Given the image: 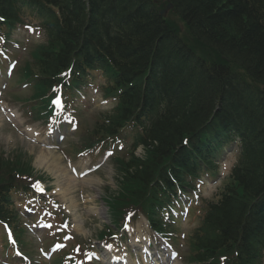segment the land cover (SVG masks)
<instances>
[{"label":"trees","instance_id":"obj_1","mask_svg":"<svg viewBox=\"0 0 264 264\" xmlns=\"http://www.w3.org/2000/svg\"><path fill=\"white\" fill-rule=\"evenodd\" d=\"M166 1L161 6L173 4L184 30L154 0H0V15L6 24L25 10L47 19L48 46L34 51L27 72L38 67L52 77L73 66L76 81L82 67L99 68L114 79L108 94L119 102L100 129L111 134L135 122L146 150L119 161L121 192L108 201L115 215L145 199L156 206L171 189L168 174L191 187L236 144L230 181L195 235L194 259L261 264L264 0ZM156 111L157 118L141 119ZM26 170L0 156V193Z\"/></svg>","mask_w":264,"mask_h":264},{"label":"rangeland","instance_id":"obj_2","mask_svg":"<svg viewBox=\"0 0 264 264\" xmlns=\"http://www.w3.org/2000/svg\"><path fill=\"white\" fill-rule=\"evenodd\" d=\"M175 19V18H174ZM178 20V19H177ZM34 22L36 20H33ZM32 21V22H33ZM179 22V21H177ZM36 38V36H34ZM26 55L28 56V53L26 52ZM98 84L100 82L96 81ZM101 85V84H100ZM88 93V100L84 103L85 109V120L89 123V125H92L93 120L95 119L94 116L99 111H104L105 109H110L112 105H108L107 102H104L103 104L99 103V100L103 99L100 94H98L97 97H95L93 90ZM4 98L8 101L10 100V96L7 94L4 95ZM97 98L96 101L93 99ZM84 120V121H85ZM2 125H4L3 122V116L0 112V154H4V156L13 158L18 153L22 152L23 157L18 159V161H27L32 158V163L37 169V175H43L47 176L48 178L52 177L50 181H52V185L55 186L58 181H56V178L54 176V173L57 174H63L62 167L57 166L55 168L54 163H51L50 161V154H48V150L44 146H42L40 143H34L31 142L23 133H18L16 130L11 131L7 128H5L7 125H4V130L2 129ZM38 126H41V124L38 122ZM10 127V126H9ZM9 130V131H8ZM43 136V133L41 134V137ZM72 138L75 136V133H71ZM71 138V139H72ZM79 135L76 138H73L75 140H78ZM142 153V151H137ZM56 153L61 154L60 151H56ZM44 156V162L47 164H43L41 166L36 165V161L39 159V156ZM20 155V154H19ZM63 155V153H62ZM21 157V156H20ZM19 158V157H18ZM64 158V155H63ZM65 160V158H64ZM101 158L98 159L100 161ZM233 158L230 156L229 160H227L224 164L220 165V168L222 169L220 177L226 176L230 172V167L233 164ZM66 162V160H65ZM64 163V161H63ZM56 164V163H55ZM227 165V167H225ZM55 168V169H54ZM71 175V174H69ZM74 176V179H71ZM93 178H97L96 181H87L83 183L80 181L75 175H72L71 177L67 178V181H70L71 187H73L71 193L67 196L68 199H72L74 201L75 211L73 212L72 219L80 224V230H77L80 234H82V237L87 239H92L98 232V230H101L104 226V222H109V219L107 217L108 215V208L106 207L105 203L102 201V198L104 195H107L106 188L111 187L110 191L112 193L108 192V194H114L115 191L118 189L117 187V180H118V174L115 171V165L114 162H111V160H108L106 162V165L102 168L101 172H96V174L93 175ZM99 181V182H98ZM221 180L219 178H211L207 180V183L203 186V189L201 190L203 192V196L209 200V199H215V196L219 192V184ZM18 201V198L16 199ZM201 202V201H200ZM106 210V217L105 219L103 216L98 214V210ZM199 215H193L190 223L196 227L199 224ZM141 223L144 222V219L140 220ZM84 235V236H83ZM32 239V240H31ZM29 243L32 245V248L34 249L35 253L32 254L35 256V258L41 259L39 252L40 244L35 243L33 236L31 237L29 235ZM185 250L187 249V245L184 246ZM30 255V256H32ZM38 264H51L46 261L39 260Z\"/></svg>","mask_w":264,"mask_h":264},{"label":"bare ground","instance_id":"obj_3","mask_svg":"<svg viewBox=\"0 0 264 264\" xmlns=\"http://www.w3.org/2000/svg\"><path fill=\"white\" fill-rule=\"evenodd\" d=\"M50 154H51V157H52V162H54V163H60L61 162L62 158H61L60 155H55L53 153V151H50ZM43 164L45 165L47 163L44 162V156L42 154V155L39 156V160L36 161V165L41 166ZM58 182L62 183L63 182V177ZM68 190H69L68 188L64 189V187L62 186V189L60 190V194L62 195L64 191L67 192ZM102 214H104V211H102Z\"/></svg>","mask_w":264,"mask_h":264},{"label":"snow or ice","instance_id":"obj_4","mask_svg":"<svg viewBox=\"0 0 264 264\" xmlns=\"http://www.w3.org/2000/svg\"><path fill=\"white\" fill-rule=\"evenodd\" d=\"M0 39H2V37H0ZM225 167H227V165H225ZM108 247H111V246H108Z\"/></svg>","mask_w":264,"mask_h":264}]
</instances>
